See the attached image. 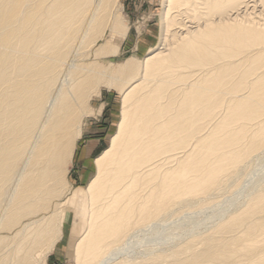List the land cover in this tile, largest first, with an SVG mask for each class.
<instances>
[{
  "label": "bare ground",
  "instance_id": "bare-ground-1",
  "mask_svg": "<svg viewBox=\"0 0 264 264\" xmlns=\"http://www.w3.org/2000/svg\"><path fill=\"white\" fill-rule=\"evenodd\" d=\"M118 2L0 0V264H38L63 238L80 119L104 81L122 112L76 264H264V178L206 231L130 253L146 230L235 199L264 161V0H167L162 48L115 69L92 61L127 36Z\"/></svg>",
  "mask_w": 264,
  "mask_h": 264
},
{
  "label": "rangeland",
  "instance_id": "rangeland-1",
  "mask_svg": "<svg viewBox=\"0 0 264 264\" xmlns=\"http://www.w3.org/2000/svg\"><path fill=\"white\" fill-rule=\"evenodd\" d=\"M166 10L167 0H119L116 12L128 28L127 36L123 39H114V43L119 47L117 55L96 57L92 62L104 67L112 66L115 69L130 60L142 63L151 51L155 48H162V26ZM107 39H110L109 31L97 44H103ZM90 52L91 50L88 56L91 55ZM91 59V57H85L86 63L90 64ZM108 84L107 81L97 84L90 99L86 101L88 102L87 110L80 119L81 137L74 151V158L69 164L71 173L67 182L71 188L69 190L67 187L62 199L58 201L61 203L57 210L63 238L50 250L45 248L37 253L38 264H76L75 246L83 236L88 215L87 186L96 176L94 162L109 147L110 138L118 129L121 118L122 92L120 86ZM259 162L253 174L247 178V183L237 194L233 195L235 199H238L237 201L230 199L231 195L228 193L222 194L221 204L218 206L207 208L206 211L186 214L173 222L161 223L146 230L135 239L137 244L133 245L131 255L136 254L137 257H141L149 248H154L157 254L167 252L169 248L165 241L169 237L175 239V242L171 241V246L182 242L184 234L204 232L205 228L216 225L218 219L225 215L223 213L226 210L233 211V201L240 202L244 192L249 190L257 180L264 178V161Z\"/></svg>",
  "mask_w": 264,
  "mask_h": 264
}]
</instances>
